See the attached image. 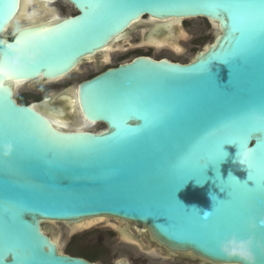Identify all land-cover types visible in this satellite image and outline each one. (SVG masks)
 I'll return each instance as SVG.
<instances>
[{"label":"water","instance_id":"obj_1","mask_svg":"<svg viewBox=\"0 0 264 264\" xmlns=\"http://www.w3.org/2000/svg\"><path fill=\"white\" fill-rule=\"evenodd\" d=\"M35 1L65 2L77 14L38 26L32 25L40 19L16 24L21 0H0V47L18 39L16 33L6 35L13 24L23 34L69 21H75L70 26L79 24L80 18L87 26L41 45V65H51L48 70L40 67L12 81L52 83L69 76L146 16L162 21L206 19L216 36L190 62L137 56L81 82L76 97L73 89L60 93L55 99L77 102L79 112L69 123L71 130L58 129L48 118L50 112L18 102L11 84L7 93L0 90V144L11 142L15 148L11 158L0 157V264H14L15 256L19 257L16 264H24L20 246L27 249L32 264H97L61 253L55 241L60 235L51 234L45 225L63 224L73 234L97 227L92 221L104 218L146 230L151 245L169 255L204 264H240L221 254L220 243L233 233L264 240V228L258 225L255 233L248 228L252 219L258 223L264 218V164L259 160L264 135L249 138L250 150L257 154L250 170L238 157V145L225 143L238 135L236 122L248 121L253 109L264 114V42L257 41L250 53L230 60L226 53L234 38L224 27V18L210 15L203 7L209 0H108L114 7L102 16L84 15L90 0ZM126 2L134 4L135 10L123 8ZM5 4L12 5L7 14ZM172 24L153 28V46L174 35ZM52 100L47 97L43 107ZM126 100L148 108L160 105L166 110L163 123L141 132L136 128L143 123L141 113L133 111L127 117L126 139L110 136L114 129L107 118ZM82 103L89 118L102 120H86ZM51 109L62 108L53 104ZM79 117L104 129L76 130ZM40 121L65 135L89 137L52 141ZM222 148L227 155L216 162ZM253 181L259 188L249 192ZM204 211L210 213L207 220ZM109 228L122 243L134 244L124 239V228ZM126 234L139 241L146 255L156 256V248H143L141 235L132 229ZM257 256L258 264H264V251H257Z\"/></svg>","mask_w":264,"mask_h":264},{"label":"snow or ice","instance_id":"obj_2","mask_svg":"<svg viewBox=\"0 0 264 264\" xmlns=\"http://www.w3.org/2000/svg\"><path fill=\"white\" fill-rule=\"evenodd\" d=\"M113 7L114 5L109 3L108 0H90V2L85 5L84 15L87 12L89 15L102 16L105 11ZM122 7L127 9L128 11H134L136 8L134 4L128 2L124 3ZM203 7L211 13L210 15L222 16L224 18V27L228 29V34H230V36L234 38L232 41V46L226 53L229 55L230 60L238 59L250 53L255 48L257 41L264 42V3L255 2V0H228V2H225V0H209L208 3L203 5ZM11 8L12 5L5 4L3 6L4 12L6 14L10 12ZM76 21H80V23L72 24L70 26V22L75 21H69L53 27L27 31L23 36L16 40V44L27 48L33 41L38 42L41 46L48 44L53 36L63 39L70 32H75L78 30L82 31L87 26V22L81 21V18ZM236 33H240V35L236 36ZM4 43L5 45H7V42ZM40 67L48 70L51 65L40 64L38 68ZM205 71L209 72V65L206 66ZM30 74L32 73L29 72L25 74H17L10 72L8 74V78L10 81H12L13 78H22L23 76ZM17 82H19V79H17ZM3 91L7 93V89ZM74 105L75 101H73V107ZM82 110L85 112L86 120L91 122L102 120L101 118H89V115L86 114L83 103ZM133 111H138L141 113L140 119L143 120V123L137 124L136 126V128L141 132L147 131L150 128L156 127L159 124L163 123V120L166 116V110L163 109L160 105H153L151 108H148L139 102L126 100L122 109L112 110L107 118L110 121L112 128L114 129L110 136H119L121 140L126 139L124 133L127 132V130L130 128L127 124V117H130ZM40 123L43 126L44 134L52 141L69 140L68 138L74 137H89L85 135H65L58 132L46 121H40ZM236 123H238V126L236 127L238 135L235 138L227 141L225 144L238 145L240 149L238 157L240 161L250 170L253 166V161L257 158V154L253 151V149L250 150L252 146H249V138L252 137L253 140H255L264 135V133L249 126L247 120L242 119ZM260 145L262 146V148H264V141H262ZM226 155L227 153L222 148L219 155L215 158L216 162L222 160ZM259 160L262 164H264V152L260 154ZM258 188L259 185L255 182L253 187H249L248 185L249 192H255ZM230 199L231 198L226 200ZM20 247L25 257L24 264H32L27 249H24L22 246ZM18 261L19 257L15 256L14 264H16V262Z\"/></svg>","mask_w":264,"mask_h":264},{"label":"rangeland","instance_id":"obj_3","mask_svg":"<svg viewBox=\"0 0 264 264\" xmlns=\"http://www.w3.org/2000/svg\"><path fill=\"white\" fill-rule=\"evenodd\" d=\"M57 5L61 10L60 15L62 16H69L76 13L73 7L65 2H59ZM183 25V28H185L186 34L188 35V39L186 41H181L180 45L183 48L181 53H177L169 48L155 50L153 48L146 47L140 50L112 53V60L98 69L96 65L99 63L85 62L74 73L59 82L46 83L41 80H37L19 86L15 90L16 99L20 103L24 101L25 103H35L38 106H42L44 98L53 97V100L51 101L52 104H61L62 101L55 99V97L60 93L69 89H73L75 92L76 88L82 81L101 73L106 68L117 67L122 63L129 62L140 54L150 55L154 59L167 58L174 62H190L196 54L213 42L216 32L211 27L210 23L202 18L186 20ZM14 33L15 31L10 30L6 35L8 37H12ZM134 37L135 38L132 42L133 44H137L139 37L135 35ZM114 48L122 50V47ZM103 128V125L98 124L93 130L100 131ZM110 219L115 223H118L117 220L112 218ZM45 226L52 231L51 234L53 233V235L61 236V250L66 254L74 255L79 252L101 253L102 258L96 262L97 264H112L114 262H123L125 264H204L198 259L169 255L163 250L154 247L149 242V237L146 236L148 232L144 229L141 238L144 239L146 246L143 248L145 250L146 247H149L147 250H150V247L153 249L156 248V256L146 255L140 251L139 248L122 243L118 238L117 233L107 227L108 225L106 224L101 223L97 227L73 234H71L68 227L63 224H47ZM131 229L135 232V234L138 232L134 226ZM138 245H140V248L142 249V245Z\"/></svg>","mask_w":264,"mask_h":264},{"label":"clouds","instance_id":"obj_4","mask_svg":"<svg viewBox=\"0 0 264 264\" xmlns=\"http://www.w3.org/2000/svg\"><path fill=\"white\" fill-rule=\"evenodd\" d=\"M18 39L23 36V32L15 29ZM17 39V40H18ZM44 56L38 42L33 41L29 47L25 48L14 43H10L0 47V90L7 89L9 80L8 74L17 73L25 74L38 68ZM248 123L254 129L264 133V114L257 109H253L249 115ZM15 151L11 142L0 144V157L9 159ZM198 209V208H197ZM210 213L204 211L203 219L207 220ZM259 228H264V218L258 223L252 219L248 228L249 231L255 233ZM257 251H264V240H259L255 235H250L247 239L241 238L239 234L233 233L220 243V252L227 260H236L240 264H258Z\"/></svg>","mask_w":264,"mask_h":264},{"label":"bare ground","instance_id":"obj_5","mask_svg":"<svg viewBox=\"0 0 264 264\" xmlns=\"http://www.w3.org/2000/svg\"><path fill=\"white\" fill-rule=\"evenodd\" d=\"M48 3H38V1H35V0H21V8H20V12H19V14H18V16L16 17V24L17 23H19L22 19V15H24V13H25V19H27V18H29V19H32L33 21H35V19H37L36 17H39V15H45L44 13L46 12L45 11V9H42L41 7L43 6V5H47ZM50 6V4H48L47 5V7H49ZM53 7V6H52ZM51 7V8H52ZM43 8H44V6H43ZM50 8V7H49ZM48 14V13H47ZM54 16H55V14H54ZM53 16V17H54ZM56 16H58L59 17V15H57L56 14ZM55 16V17H56ZM58 19V18H57ZM178 21V20H177ZM176 21V22H177ZM184 21V20H183ZM182 20H180V21H178L177 22V24H180L178 27H179V31H180V33L182 34L183 33V39H185V36L186 37H188V35L187 34H185L184 32H183V28H182V22H183ZM173 24V27H174V29H173V32H174V35H172L170 38H166L165 40H168V41H171V42H173V47L174 48H179L178 50H175V49H173V50H175L177 53H181L182 52V50H183V48L181 49L180 47H182L180 44H179V42H178V39H177V34H176V31H178L177 30V28L178 27H176L175 26V23L174 22H172ZM13 26L15 27L16 25H14L13 24ZM13 26H11V27H13ZM214 26H215V24H214ZM11 27L9 28H6V31L8 32V31H10V29H11ZM15 29H16V27H15ZM122 38V37H121ZM181 39V38H180ZM164 40V41H165ZM125 42L126 41H124V42H121L120 41V39L119 38H117V41H116V43L114 42V44L112 43L111 44V46L109 47H107L106 49H105V51L107 52V50H108V52H107V54H106V60L108 61L109 60V53L113 50V48L114 47H123L124 45H125ZM154 44V46H157V48H159V49H161V48H165V47H170V45L168 44V43H164V44H162V45H158V43L156 42V43H153ZM171 48V47H170ZM104 51V52H105ZM104 55V54H103ZM90 61L92 60V58L90 57V58H88ZM79 68V67H78ZM77 68V69H78ZM67 76H65V77H61V78H59V79H57V80H55V82H59V81H61V80H63L64 78H66ZM25 83L26 82H16V81H12L10 84H11V86L13 87V89H14V92H15V90L19 87V86H22V85H25ZM29 83V82H28ZM27 84V83H26ZM76 90H77V88H76ZM75 90V92H74V96L76 97V93H77V91ZM72 96V95H71ZM72 99H73V96H72ZM73 101H75V105H74V107H73ZM72 102L71 101H68L67 99H65V100H63V102L60 104V107L62 108L61 110H57V111H53L52 109H51V106H53V104H52V102L51 101H49V102H47V104L45 105V107H43L44 109L43 110H46V111H48V112H50V116H48V118L55 124V126L58 128V129H60V130H63V129H68V130H71L70 128V122H72V120H75L77 117H76V114L75 113H78L79 112V109H78V107H77V102H76V100H75V98H74V100H73ZM49 103H51V105L49 104ZM34 108H37V105H35V104H33L32 105ZM68 109H67V108ZM73 109V111L74 112H71L70 111V109ZM76 117V118H75ZM79 119L81 120V124H79L77 127H76V130H88V129H94V128H96V126L98 125V124H95V125H92V124H88V122H86L85 120H83V118H81V117H79ZM58 121H59V123H58ZM104 129V128H103ZM92 223H96V224H106V225H108L107 227H113V228H117V229H121V228H124L123 229V232L125 233L124 235H123V237H124V239L125 240H128L129 238H131V239H129V240H132L133 241V243H136V244H140L139 243V241H137V240H135L134 238H132V237H130V236H127V234H126V232L127 231H130V229L133 227V225H131V224H127V223H123V222H119L118 221V223H115L114 221H112L110 218H104L101 222H100V220H98V219H95V220H93L92 221ZM87 224L86 223H84V224H82L81 226H74V227H72V229L73 230H77V229H79V228H82L83 226H86ZM47 228V227H46ZM136 228V230L138 231V233L139 234H143V229L142 228H138V227H135ZM60 238H61V236L60 237H58L57 238V240H55L56 241V243H57V245H58V247H59V249H60V251H61V253H62V250H61V246H60Z\"/></svg>","mask_w":264,"mask_h":264},{"label":"flooded vegetation","instance_id":"obj_6","mask_svg":"<svg viewBox=\"0 0 264 264\" xmlns=\"http://www.w3.org/2000/svg\"><path fill=\"white\" fill-rule=\"evenodd\" d=\"M57 4H59V2H57V3H53V4H50V8L49 7H47V5H43L44 6V8H43V6L41 7L42 9H45V15H39V17H36L37 19H40V22L39 23H36L35 25H32V26H38V25H41V24H46V23H50V22H52V21H54L55 19H59V17H67V16H62V15H60V13H61V10L59 9V7H58V5ZM69 5V4H68ZM53 6V7H52ZM52 7V8H51ZM74 9V8H73ZM75 10V9H74ZM48 13V14H47ZM54 14H55V16H56V14L57 15H59V17L58 16H54ZM77 14V12L76 13H74V14H72L71 16H74V15H76ZM54 16V17H53ZM22 20L19 22V23H23L24 22V20H26L25 19V13H24V15H22V18H21ZM188 20V19H187ZM206 20V19H205ZM168 21H172V22H174L175 23V26L176 27H178L180 24H177V22L178 21H180V20H176V19H172V20H165V21H162V20H158V19H153V18H151V17H148V16H146V17H144L143 19H141L140 21H138L135 25H134V27L131 29V31H129L125 36H123L122 38H119L120 39V41L121 42H124V41H126L125 42V45L122 47V50H118L117 48H114L113 49V51L112 52H110L109 54V60L107 61L106 60V54H107V52H108V50H107V52L105 51V52H103V53H100L99 55H97V56H95V57H91L92 58V60L90 61L89 59H87L86 61H84L83 63H85V62H88V63H90V62H96V63H99V64H97L96 65V67H97V69L98 68H100L102 65H105L106 63H108L109 61H111L112 60V58H111V54L112 53H120V52H126V51H130V50H140V49H142V48H153V49H155V50H157V46L155 47V46H153L152 44H151V42H152V36H150V33H151V31L153 30V28L155 27V26H157V25H159V24H161V23H165V22H168ZM177 21V22H176ZM183 21V20H182ZM186 20H184V22H185ZM206 21H208V20H206ZM184 22H182V27L184 26L183 25V23ZM16 25V24H15ZM185 29V28H184ZM10 30H12V31H15V27L13 26V27H11V29ZM177 30L178 31H176V36H177V39H178V42H179V44L181 43V41H186L187 39H188V37H186L185 36V39H183V33L181 34L180 33V29H179V27L177 28ZM134 35L135 36H138L139 37V39H138V42H137V44H133V40H134ZM181 38V39H180ZM117 41V40H116ZM116 41H115V43H116ZM131 41V42H130ZM174 42V41H173ZM173 42H171V41H168V40H165V41H163L162 43H158V45H162V44H164V43H168L169 45H170V47H165V48H169V49H175V50H178L179 48H174L173 47ZM114 44V43H113ZM111 46V45H110ZM109 46V47H110ZM161 49H164V48H161ZM172 49V50H173ZM174 50V51H175ZM183 51V50H182ZM104 54V55H103ZM137 56H150V55H137ZM136 56V57H137ZM150 57H152V56H150ZM82 63V64H83ZM109 68H112V67H109ZM109 68H106L105 70H107V69H109ZM105 70H103L102 72H104ZM101 72V73H102ZM98 74H100V73H98ZM98 74H96V75H98ZM96 75H94V76H92L91 78H93V77H95ZM91 78H89V79H91ZM89 79H86V80H89ZM85 81V80H84ZM83 82V81H82ZM46 98H44L43 99V102H44V100H45ZM21 104H25V105H28L29 103H21ZM33 104H35V103H32V104H30V105H33ZM45 104V102L43 103V105ZM50 105H51V103H49ZM35 105H37V104H35ZM43 105L42 106H38L37 105V109H39V111L41 112V110H43L44 108H43ZM67 108V107H66ZM68 109V108H67ZM47 116V115H46ZM136 234L138 235V236H140L141 234H139L138 232H136ZM142 237V235L140 236V238ZM129 239H131V238H129ZM128 239V240H129ZM150 241H151V239H150ZM152 242V241H151ZM152 243H154V242H152ZM132 246H135V247H137V248H139V250L140 251H142L143 253H145L141 248H140V245H138V244H136V243H134V244H132ZM164 251H166V250H164ZM146 254V253H145Z\"/></svg>","mask_w":264,"mask_h":264},{"label":"trees","instance_id":"obj_7","mask_svg":"<svg viewBox=\"0 0 264 264\" xmlns=\"http://www.w3.org/2000/svg\"><path fill=\"white\" fill-rule=\"evenodd\" d=\"M22 103H25V102L22 101ZM68 252H70V251H68ZM74 255L84 257V258L90 260L91 262H97L102 258L101 253H82V252H79V253H75Z\"/></svg>","mask_w":264,"mask_h":264}]
</instances>
